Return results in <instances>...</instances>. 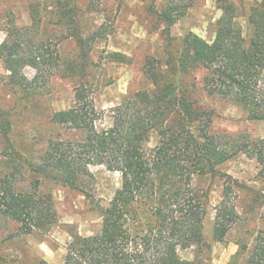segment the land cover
Listing matches in <instances>:
<instances>
[{"label":"trees","instance_id":"1","mask_svg":"<svg viewBox=\"0 0 264 264\" xmlns=\"http://www.w3.org/2000/svg\"><path fill=\"white\" fill-rule=\"evenodd\" d=\"M40 1L44 8H52L57 23L65 25L67 33L60 39L37 38L43 14L41 3L36 2L30 6L32 23L8 31L0 45V58L10 71L12 84L29 96L39 93L54 75L84 77L93 40L108 35L101 29L88 37L83 35L77 0ZM191 2L166 0L165 10H156L167 23L168 38ZM222 9L212 41L191 31L180 51L168 47L165 63L148 58L144 73L153 87L137 90L113 107L112 125L98 124L103 113L95 105L91 86L85 82L78 85L75 104L54 111L51 118L53 124L76 132L78 137L51 135L35 160L12 153L14 165L9 168L13 169L5 171L0 166V215L19 222L21 233L47 234L59 215L54 203L41 194L42 179L91 196V166L108 164L121 172L122 185L107 205L101 206L100 231L74 235L64 264H214L212 243L205 234L210 193L193 187L192 177L217 176L221 174L219 167L244 154L260 165L259 176L264 181V137L255 138L249 132H211L213 112L195 105L191 85L184 81L192 71L203 68L207 71L203 89L208 94L234 101L249 119L264 121V0L251 8L250 37L236 21L234 4H225ZM69 37L80 47L79 61L62 57L59 44ZM111 58L126 60L120 53ZM26 66L36 69L33 78L25 74ZM4 113L0 111V131L9 139L11 125L1 120ZM153 133L159 136L155 146L149 144ZM25 173L37 177L24 183L20 177ZM229 188L225 187L216 207L215 241H223L240 218ZM182 251H190L191 257L183 256ZM246 263L264 264L263 233L258 234Z\"/></svg>","mask_w":264,"mask_h":264},{"label":"rangeland","instance_id":"2","mask_svg":"<svg viewBox=\"0 0 264 264\" xmlns=\"http://www.w3.org/2000/svg\"><path fill=\"white\" fill-rule=\"evenodd\" d=\"M257 1L192 0L187 12L172 26L168 38L167 23L156 12L165 10L166 0H77L83 35L88 37L99 29L108 34L106 38L93 40L84 77L54 75L39 93L29 96L24 89L12 84L10 71L0 58V111H5L1 120L9 121L11 125L9 139H5L0 131V166L11 171L13 168L9 165L14 164L10 156L15 152L25 159L35 160L44 152L51 135L60 133L64 138L78 137L76 132L53 124L51 118L54 111L75 104V88L82 82L91 86L95 105L103 113L98 124L112 125L113 107L135 91L153 87L144 73L148 58H158L165 63L168 47L174 52L180 51L185 35L191 31L212 41L225 4H234L236 21L250 37L252 26L248 17ZM36 2L41 3L43 14L36 37L60 39L67 33V27L57 23L52 8H44L40 0H0V45L8 31L32 23L30 6ZM59 48L65 60L79 61L80 47L75 38L63 39ZM114 53L124 55L126 60H113ZM24 72L33 78L36 69L26 66ZM206 73L203 68L196 69L185 76L184 81L191 85L195 105L213 112L210 131L249 132L255 138L264 137V121L249 119L240 104L210 95L203 89L202 79ZM158 141V134L153 133L149 144L155 146ZM259 169L257 161L239 154L219 167L221 174H196L191 179L193 187L208 189L210 193L205 234L212 243L214 264H247L246 259L258 234L264 235V181L259 176ZM91 171L94 179L88 189L92 197L78 188L42 179L41 194L54 203L59 215L57 224L47 234L21 233L19 222L0 215V264H64L67 246L74 235H92L100 231L103 223L101 206L107 205L121 187L122 174L108 164L92 165ZM35 177L25 173L20 179H25L26 183ZM227 185L235 197L240 218L223 241H215L216 207L222 201ZM244 245L246 249H243ZM181 254L192 255L190 251Z\"/></svg>","mask_w":264,"mask_h":264}]
</instances>
